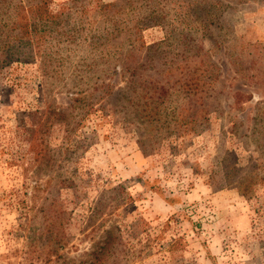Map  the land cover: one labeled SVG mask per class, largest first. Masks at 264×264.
I'll list each match as a JSON object with an SVG mask.
<instances>
[{
    "label": "rangeland",
    "instance_id": "1",
    "mask_svg": "<svg viewBox=\"0 0 264 264\" xmlns=\"http://www.w3.org/2000/svg\"><path fill=\"white\" fill-rule=\"evenodd\" d=\"M0 264H264V0H0Z\"/></svg>",
    "mask_w": 264,
    "mask_h": 264
}]
</instances>
